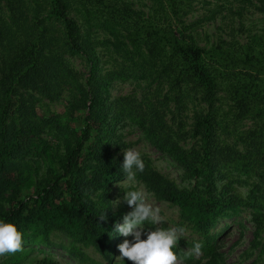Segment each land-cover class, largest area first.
<instances>
[{"label": "trees", "instance_id": "trees-1", "mask_svg": "<svg viewBox=\"0 0 264 264\" xmlns=\"http://www.w3.org/2000/svg\"><path fill=\"white\" fill-rule=\"evenodd\" d=\"M150 1L146 13L128 0H0V220L22 233V249L0 264H61L51 253L58 247L78 264H132L116 260V246L133 236L114 228L133 210L114 196L126 180L129 127L184 172L182 186L141 155L134 181L178 209V260L223 264L229 225L220 224L244 213L261 245L264 30L202 47L179 25L185 0ZM240 1L264 15V0ZM103 51L114 63L105 72ZM78 55L88 76L70 61ZM127 81L142 94L113 97L114 84ZM48 103L63 111L47 114ZM156 227L170 226L142 228ZM197 242L201 254L186 255Z\"/></svg>", "mask_w": 264, "mask_h": 264}, {"label": "rangeland", "instance_id": "rangeland-1", "mask_svg": "<svg viewBox=\"0 0 264 264\" xmlns=\"http://www.w3.org/2000/svg\"><path fill=\"white\" fill-rule=\"evenodd\" d=\"M135 6L136 9L148 13L152 7L150 0H128ZM184 7L186 14L182 16V27H188L187 34H192L198 40L202 47H210L219 39H227L229 41L237 39L246 42L248 36L252 33L262 32L264 30V15L258 13L254 9L241 10L243 5L240 0H185ZM6 10L0 8V14L5 18ZM176 24L178 22H175ZM193 25L194 28H190ZM100 69L105 72L111 69L113 60L106 51L101 54ZM74 67L84 75H89V67L81 56L70 57ZM131 94H142L141 88L136 82H116L112 89L113 97L128 96ZM49 109L47 114L60 113L63 111V105L59 103H48ZM125 140L130 144L129 149H134L140 155L148 156L155 168L167 177L175 180L180 185H185L184 172L170 157L159 152L153 147L148 140L145 139L142 132L137 128H125ZM52 145L58 144L55 139H48ZM125 182V181H124ZM118 183L114 186V196L116 202L124 201L125 191H131V188H136L144 193L145 200L152 206L154 210H158L161 218V225L173 227L172 221H177L179 212L177 208L171 207L167 203L158 202L154 196L147 192L142 184ZM130 208V207H129ZM239 222L244 226L241 227ZM226 224L229 228L220 237V250L223 255V264H264V235L259 247L254 246L255 242V226L250 221L248 213L242 214L237 220H226L220 224L221 230ZM141 239L147 238V233L150 232L142 229ZM188 235V234H187ZM59 239L64 242L67 238L59 235ZM133 239L128 241L131 243ZM125 241V240H124ZM116 246V260L121 256L119 245ZM88 254L95 259L100 257L92 250H87ZM51 253L60 261L61 264H78L71 260L68 253L61 248H54ZM198 257V256H197ZM119 261V260H117ZM177 264H184L177 259Z\"/></svg>", "mask_w": 264, "mask_h": 264}, {"label": "clouds", "instance_id": "clouds-1", "mask_svg": "<svg viewBox=\"0 0 264 264\" xmlns=\"http://www.w3.org/2000/svg\"><path fill=\"white\" fill-rule=\"evenodd\" d=\"M122 170L126 175L124 183L135 181L136 173H142L145 170V163L138 151L134 149L123 150ZM124 202L133 210L125 214L122 219L123 223L114 225L115 231L122 236H133V242L125 240L119 245L121 256L117 260L123 261L125 258L132 264H177V254L173 248L177 246L184 229L177 227L161 228L147 233L146 239H141L142 229L145 222L155 225L161 223L158 210H154L145 200L144 193L140 190L125 191ZM119 201L116 202L118 206ZM100 221H106V211L99 216ZM202 243H195L191 251L186 255L201 254ZM22 249V233L11 223H5L0 220V256L9 253H16Z\"/></svg>", "mask_w": 264, "mask_h": 264}]
</instances>
